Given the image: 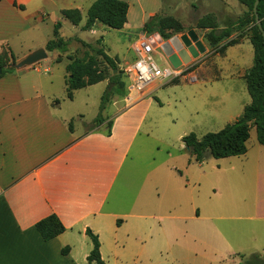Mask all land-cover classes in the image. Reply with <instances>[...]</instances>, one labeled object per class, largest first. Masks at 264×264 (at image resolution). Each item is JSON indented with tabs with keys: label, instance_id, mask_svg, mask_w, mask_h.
I'll return each instance as SVG.
<instances>
[{
	"label": "crops",
	"instance_id": "crops-1",
	"mask_svg": "<svg viewBox=\"0 0 264 264\" xmlns=\"http://www.w3.org/2000/svg\"><path fill=\"white\" fill-rule=\"evenodd\" d=\"M93 1H0V53L9 51L19 61L38 49H45L54 38L59 22L62 37L61 21H68L62 11L88 12ZM122 1L129 5L127 23L120 30L125 36L143 34L145 24L164 11V0ZM199 1L198 5L193 3L178 9L187 11L183 14L186 20L167 12L164 16L178 19L185 28L191 25L189 16L195 23L189 31L202 33L204 37L208 30L196 28L204 16L214 15L223 29L236 25L246 10L239 1ZM107 28L97 23L92 30L82 29L96 37L88 41L64 38L70 40L68 52L47 51V59L0 78V264H90L88 258L94 245L88 230L99 238L104 264H174L184 248L193 249L192 255L209 264H221L220 261L243 264L253 255L264 259V158L258 160L254 214L241 219L254 223L222 230L215 223L224 219L216 214L220 204L212 200L216 190L213 188L211 195H193L183 204L189 189L182 183V176L173 172L179 169L151 159L153 150L147 151L150 134L142 131L150 120L151 96L156 94L157 87L132 94L131 98L127 87L125 97L115 94L113 99L112 96L103 112L102 125L86 133L85 128H78L77 122L85 123V116L66 102L74 103L77 94L99 86H103V96L113 86L106 80L75 91L73 100H69L68 56H84L87 49L79 41L94 45L101 39L99 47L106 52L101 33ZM249 33V29L235 31L231 40L241 34L244 37L224 52L218 49L226 43L212 49L201 37L206 47V53L197 59L201 65L182 68L179 83L222 80L223 68L217 64L218 58L228 60L230 52L238 50L242 60L237 56L234 67L246 84L245 76L253 67L246 66L247 54L250 59L251 55L255 58ZM134 42L130 46L132 50ZM49 58L51 66L42 64ZM63 62V70L58 71L55 66ZM122 62L119 59L123 72L133 63ZM229 77L233 78L234 73ZM262 152L259 147L256 153L260 157ZM146 154L142 180L136 182L133 172L139 169L140 159ZM203 163L198 165L202 169ZM196 164L191 156L185 168L194 187L200 183L191 176L199 170L195 169ZM53 214L66 231L44 241L36 224ZM64 248H69L68 255L62 253Z\"/></svg>",
	"mask_w": 264,
	"mask_h": 264
},
{
	"label": "rangeland",
	"instance_id": "rangeland-1",
	"mask_svg": "<svg viewBox=\"0 0 264 264\" xmlns=\"http://www.w3.org/2000/svg\"><path fill=\"white\" fill-rule=\"evenodd\" d=\"M164 1V11L160 15L164 16L165 12H167L169 15H175L182 20H186L183 14H187V11H178L179 8L185 9L188 8L190 4L195 3L198 5V3H200L199 0H176L175 3H173V0ZM233 1L238 3V0ZM177 11L178 15L176 13ZM86 12L87 11L82 12L84 20L78 27L62 19L63 38L70 39L78 37L88 41L96 37L89 32L82 31L86 21ZM195 15L196 13H193L194 18H196ZM188 20L191 25L186 27L183 33L175 34L168 40H164L157 33L150 35L143 32L147 36L154 37L158 43L159 51L154 53L153 57L161 69L167 67L162 57V54H164L162 50L163 45L175 36L181 37L187 34L195 24L194 20L189 16ZM140 34L141 33L135 35L136 37H133V35L125 36L120 30L107 28L105 32L101 33V36L105 41L106 52L111 57H118L123 61L122 64H126L127 62L132 63L135 59V54L130 46L134 40L136 41V39L139 38ZM198 35L200 38L203 37L202 33H198ZM239 54L238 50H233L230 52L228 60L218 58L217 64L223 68V73L221 74L223 79L220 81L211 82L204 80L205 83L199 82L198 84H190L182 80V82L179 83L181 76L174 78L168 83L156 81L152 85V87H157L158 90L156 94L151 96L153 105L149 110L150 120H148L147 125H144L145 127H143L142 131L143 133L148 132L150 134L147 151L150 149L153 150L151 159L155 158L159 163L167 162L172 168L179 169L178 172L173 169V172L182 176L180 178L182 183L187 185L189 189L183 204L187 203L186 200H190L193 195L197 196L198 194L203 195L206 193L211 195L213 188L216 190V195L212 200L220 204L216 214L218 217L224 219L216 220L215 223L222 230L229 229L230 227H245L254 223L241 219L244 216L254 214V205L257 196L256 172L257 169L260 168L258 167V160L261 157L264 158V147L258 143L256 129L253 128L248 144L250 154H247V156L215 159L208 154L203 163L204 168H200L202 166L199 167V163L196 164L195 169L199 170L195 176L191 175L192 179L200 181L199 188V186H193V183L190 182L191 179L186 174L185 168L187 167V162L191 158V155L182 142V139L191 133H194L199 139H202L208 133L220 132L226 125L233 124L242 116L244 108L251 102V98L247 91L245 81L239 73L240 71L237 70V67H234V61H237V56L242 60V56H239ZM243 54L246 55L245 51ZM198 61L194 59L190 64L184 65L178 70L181 71L182 68L187 66L196 68L201 65V62ZM246 62L247 68H251L254 64V57L251 55L250 59V55L247 54ZM209 63V65H211V62ZM42 64L51 66V58L42 62ZM64 65L65 62L57 64L55 67L60 71L63 70ZM121 69H123V66L120 70ZM109 72L110 70L108 69V73ZM123 73L125 81L128 82L126 73ZM232 73H234L233 78L229 77ZM217 75L218 74L214 76ZM103 92V86L89 88L77 94L74 103L66 102V105L76 107L78 111L81 110L83 112L85 123L80 124L78 121L77 125L80 129L85 128V133L90 132V129L93 128L95 117L100 113V100ZM115 98L116 96H113V99ZM143 138H145V136H143ZM259 147H261L263 151L260 157L256 153ZM147 158L148 154L143 155V158H141L139 162V169L133 172L134 174L132 177L136 182L142 180L141 175L142 171H144L143 164L146 162ZM262 165L264 167V160L262 161ZM184 249L185 250H181V252L178 253L177 256L179 258L174 264H209L207 262H200L204 260L192 255L193 249ZM262 255L264 256V254ZM249 259L250 258L246 261H242L243 264H247ZM220 262L221 264H231L229 261Z\"/></svg>",
	"mask_w": 264,
	"mask_h": 264
},
{
	"label": "trees",
	"instance_id": "trees-1",
	"mask_svg": "<svg viewBox=\"0 0 264 264\" xmlns=\"http://www.w3.org/2000/svg\"><path fill=\"white\" fill-rule=\"evenodd\" d=\"M238 1L246 10L235 23L236 25L220 29L216 17L210 14L200 19L196 24V28L208 30L204 38L212 49L226 43L218 49L220 52H224L229 46L238 44L244 37V34H241L237 39L231 40L230 38L235 31L249 29V39L255 51L254 65L245 76L251 103L245 107L243 115L236 122L226 125L220 132L208 133L202 139H199L194 133L183 137L182 142L186 149L194 158V161L199 164L204 162L208 154L215 159L246 155L248 152L247 144L253 128L256 129L259 144L264 146V37L254 13L256 0ZM128 10V3L122 0H95L87 12V22L82 29L84 31L92 30L95 24L101 23L110 29L121 30L127 23ZM62 15L75 26H79L83 20L82 12L79 9L63 10ZM258 16L264 30V0L259 2ZM61 28L62 24L59 22L54 29V38L46 45V51H58L61 54L68 52L70 40H65L60 36ZM184 31L185 27L178 19L161 15L152 17L142 29V32L150 35L157 33L164 40H168L173 35ZM79 42L87 50L83 57L68 56L70 63L67 66L69 74L67 98L73 100L75 91L106 80L113 86L111 89L106 90L102 96L100 113L94 120L93 128H91V130H94L105 122L103 112L111 102L112 96L117 94L125 97L127 95L128 82L125 81L124 73L119 68V59L110 57L102 47H99L101 39L94 45L83 41ZM60 60L59 58L58 61ZM15 62L16 58L11 52L4 51L0 53V67L3 70L0 78L16 72V69L12 67ZM108 69L110 70L109 73ZM115 70H117V73H114ZM108 125V134L110 135L112 122ZM36 229L44 241H51L66 231L65 226L54 214L39 221L36 224ZM87 235L92 239L94 245L88 258L89 263L104 264L101 259L98 236L93 234L91 230L87 231ZM62 253L68 255L69 248H64ZM247 264H264V259L259 255H253Z\"/></svg>",
	"mask_w": 264,
	"mask_h": 264
},
{
	"label": "built area",
	"instance_id": "built-area-1",
	"mask_svg": "<svg viewBox=\"0 0 264 264\" xmlns=\"http://www.w3.org/2000/svg\"><path fill=\"white\" fill-rule=\"evenodd\" d=\"M159 46L154 37L141 34L133 44L135 61L125 67V73L129 79L128 92L132 94L144 93L156 81L168 83L181 76V71L175 69L162 54L167 67L161 69L155 62L153 54L157 53Z\"/></svg>",
	"mask_w": 264,
	"mask_h": 264
},
{
	"label": "water",
	"instance_id": "water-1",
	"mask_svg": "<svg viewBox=\"0 0 264 264\" xmlns=\"http://www.w3.org/2000/svg\"><path fill=\"white\" fill-rule=\"evenodd\" d=\"M259 2L260 0H256L255 2L254 13L256 15L257 24L264 37L262 23L258 16ZM162 50L169 63L175 69H180L184 65L190 64L194 59H198L200 55L206 53V47L194 30L189 31L187 34H184L181 37H173L170 41L163 45ZM47 57L48 53L45 49H38L27 55L25 58L12 64V67L17 71H20L40 63L41 61L47 59ZM2 72L3 70L0 67V75ZM116 72L117 70H115V73Z\"/></svg>",
	"mask_w": 264,
	"mask_h": 264
}]
</instances>
